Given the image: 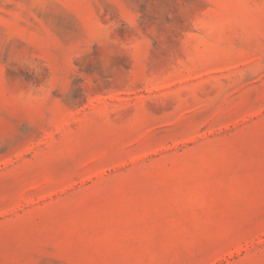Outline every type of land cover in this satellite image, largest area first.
Masks as SVG:
<instances>
[{
    "label": "rangeland",
    "instance_id": "rangeland-1",
    "mask_svg": "<svg viewBox=\"0 0 264 264\" xmlns=\"http://www.w3.org/2000/svg\"><path fill=\"white\" fill-rule=\"evenodd\" d=\"M0 264H264V0H0Z\"/></svg>",
    "mask_w": 264,
    "mask_h": 264
}]
</instances>
